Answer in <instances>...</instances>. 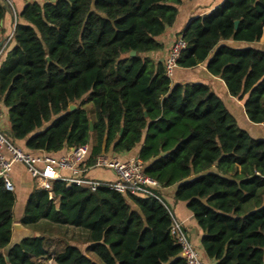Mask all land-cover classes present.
<instances>
[{"label": "trees", "instance_id": "1", "mask_svg": "<svg viewBox=\"0 0 264 264\" xmlns=\"http://www.w3.org/2000/svg\"><path fill=\"white\" fill-rule=\"evenodd\" d=\"M182 2L33 0L16 11L0 0V31L6 14L13 25L0 38L6 139L53 155L86 144L85 168L103 151L139 145L143 173L159 184V199L59 179L50 190L34 184L20 223L35 233L7 247L15 194L0 177V264H186L160 192L173 185L214 264H264V139L239 127L206 82H173L164 61L145 55L162 49L157 37ZM263 28L264 0H223L178 33L176 65L204 63L253 123H264V49L249 43ZM67 228L84 236L83 249L55 236Z\"/></svg>", "mask_w": 264, "mask_h": 264}, {"label": "built area", "instance_id": "2", "mask_svg": "<svg viewBox=\"0 0 264 264\" xmlns=\"http://www.w3.org/2000/svg\"><path fill=\"white\" fill-rule=\"evenodd\" d=\"M5 1L12 6L14 0ZM11 34L12 31L7 39L11 37ZM184 46L185 43L180 36L171 44L164 59L167 76L172 75L176 60ZM88 150V145L85 144L71 147L62 155H53L45 151L31 153L10 142L0 131V177L3 179L5 188L14 192L10 171L14 162H20L26 167L36 186L46 190L51 189L52 180L59 179L65 181L66 186L74 184L87 187L91 191L98 187H107L122 194L131 193L159 199V196L152 190L159 187V184L154 178L143 173V163L137 155L120 159L103 151L96 155L90 167L85 168L79 163L86 159ZM91 168L107 169L112 172L113 178L103 180L91 177L87 174L88 169ZM170 234L180 247V253L186 264H204L197 247L190 242L183 223L173 216Z\"/></svg>", "mask_w": 264, "mask_h": 264}, {"label": "crops", "instance_id": "3", "mask_svg": "<svg viewBox=\"0 0 264 264\" xmlns=\"http://www.w3.org/2000/svg\"><path fill=\"white\" fill-rule=\"evenodd\" d=\"M27 1L33 0H14L13 1V9L19 11L23 4ZM41 2L42 0H36ZM223 0H183L182 4L179 7L177 17L172 26L165 29L163 34L157 37V40L162 43V49L158 51H151L145 53L146 56L150 57L154 61H164L169 48L173 41L179 36L178 33L184 27V25L190 20L192 16L201 15L207 13L219 6ZM2 30L0 31V38L5 37L8 32L12 31L13 25L11 24V18L9 14H6L3 22L1 23ZM264 33V28H263ZM263 35V34H262ZM262 37V36H261ZM262 38H260L261 40ZM260 40L255 43H249L252 46L260 47ZM228 44L232 45H243L241 42H234L231 40L226 41ZM12 44V43H11ZM261 48V47H260ZM264 49V48H263ZM173 82H184V81H192V82H206L210 88L217 94L220 93L222 96L220 99L226 106L229 114L234 117L235 122L239 127L246 130L250 136L252 137H261L264 138V123H253L249 121L244 110H243V100H238L235 97L229 95L223 81L217 77L209 74L204 66V63L198 64L192 68H183L176 65L173 70L172 75L170 76ZM2 111H4L3 107H1ZM5 122L3 125L7 124L6 115ZM2 119V115L0 116V120ZM3 122V120H2ZM70 148H63L60 151L54 153V155H62L67 152ZM139 150V145H136L133 149L128 152H119L112 153L113 156H117L120 159L126 158L131 155H137ZM101 168H91L88 169L87 174L91 177L110 180L113 178V174L111 171L107 170L105 172L100 171ZM235 171L239 174L238 166L235 167ZM10 179L14 185V194L15 201L12 207V223L20 221V216L22 214L25 202L33 186L35 181L31 178L28 173L26 167L20 162H14L10 171ZM175 186H167L160 187V192L162 193L165 201L171 207V211L173 217L180 220L183 223L184 229L187 233V236L190 242L195 245L199 251L201 260L204 264H214V260L208 258L202 249L200 244V238L202 235L201 228L197 225L195 219L193 218L191 212L187 209L185 203L183 201H175L173 199V192ZM27 228V227H25ZM29 229V228H27Z\"/></svg>", "mask_w": 264, "mask_h": 264}, {"label": "rangeland", "instance_id": "4", "mask_svg": "<svg viewBox=\"0 0 264 264\" xmlns=\"http://www.w3.org/2000/svg\"><path fill=\"white\" fill-rule=\"evenodd\" d=\"M262 39L260 40V47L261 48H264V33L261 37ZM2 51V50H0ZM4 55V53L2 54ZM2 55H1V58H2ZM218 96L221 98L222 96L220 95V93H218ZM222 99V98H221ZM231 115V114H230ZM232 116V115H231ZM233 117V116H232ZM234 118V117H233ZM5 116L2 114V119L0 120V129L3 130V124L5 122ZM3 120V122H2ZM255 138H261V137H255ZM264 139V138H263ZM108 153V152H107ZM109 155H112V153H108ZM96 169H99V168H96ZM100 171H107V170H104V169H100ZM171 209V207H170ZM172 210V209H171ZM62 230V229H61ZM59 230V232H57V234L55 235L56 237H59L61 238L62 240H67L71 243H74V244H77L78 247L80 249H83L84 248V244L82 243L83 241V235L80 234V232L78 230H75V229H71V228H67V230L64 232V229L61 231ZM31 233L30 234H34L35 231H33L32 229H30ZM45 264H56L54 262V260L52 258H48L45 260Z\"/></svg>", "mask_w": 264, "mask_h": 264}, {"label": "water", "instance_id": "5", "mask_svg": "<svg viewBox=\"0 0 264 264\" xmlns=\"http://www.w3.org/2000/svg\"><path fill=\"white\" fill-rule=\"evenodd\" d=\"M234 24L236 26L237 25V21H235ZM129 54L131 56H133L135 54V51L131 50L129 52ZM47 60L49 61L48 58H47ZM74 108H75L74 104L69 105V109L70 110H73ZM90 128H91V125H90ZM30 233H31L30 229H27L24 226H22L20 221L12 223L11 239H10V243L8 244L7 247H11L14 244H17L21 239L31 236L32 234H30Z\"/></svg>", "mask_w": 264, "mask_h": 264}]
</instances>
